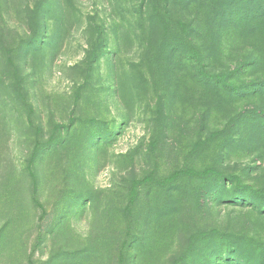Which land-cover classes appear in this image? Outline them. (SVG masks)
<instances>
[{
    "label": "rangeland",
    "instance_id": "rangeland-1",
    "mask_svg": "<svg viewBox=\"0 0 264 264\" xmlns=\"http://www.w3.org/2000/svg\"><path fill=\"white\" fill-rule=\"evenodd\" d=\"M236 10L264 28V0H0V264H264V120L235 116L264 100L185 54Z\"/></svg>",
    "mask_w": 264,
    "mask_h": 264
},
{
    "label": "trees",
    "instance_id": "trees-1",
    "mask_svg": "<svg viewBox=\"0 0 264 264\" xmlns=\"http://www.w3.org/2000/svg\"><path fill=\"white\" fill-rule=\"evenodd\" d=\"M231 17L230 23L218 27L215 40L203 36L210 41L208 44L199 45L196 28L194 36L189 34L185 54L189 57L190 79L198 80L208 94L216 93L219 101L239 103L250 96L264 100V69H259L264 67V28L250 25L247 15L239 10ZM235 116L261 123L264 105L258 104L253 110H236Z\"/></svg>",
    "mask_w": 264,
    "mask_h": 264
}]
</instances>
